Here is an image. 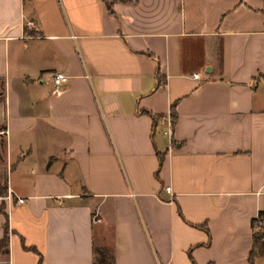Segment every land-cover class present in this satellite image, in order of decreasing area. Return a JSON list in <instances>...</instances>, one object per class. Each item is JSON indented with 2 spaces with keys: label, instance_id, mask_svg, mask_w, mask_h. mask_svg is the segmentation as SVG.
I'll return each instance as SVG.
<instances>
[{
  "label": "crops",
  "instance_id": "0c3cea01",
  "mask_svg": "<svg viewBox=\"0 0 264 264\" xmlns=\"http://www.w3.org/2000/svg\"><path fill=\"white\" fill-rule=\"evenodd\" d=\"M114 1L0 0V264H264V0Z\"/></svg>",
  "mask_w": 264,
  "mask_h": 264
},
{
  "label": "trees",
  "instance_id": "16d2710c",
  "mask_svg": "<svg viewBox=\"0 0 264 264\" xmlns=\"http://www.w3.org/2000/svg\"><path fill=\"white\" fill-rule=\"evenodd\" d=\"M103 1L109 12L113 14L112 11V5L114 4V0H101ZM25 34H31L30 32H27L24 30ZM255 81H262L264 83V77L259 76L255 78ZM170 124L171 127L174 126L176 115L174 108H172V111L170 113ZM160 119L153 117L154 124H156ZM5 181L0 179V197H2L5 194ZM258 220V221H257ZM260 222V228L255 229V223ZM252 227L255 230L253 234V250L251 252V256L255 254H259L264 257V212L260 213L255 220H253ZM7 248V230L6 227H4V234L3 237L0 239V252L6 251ZM40 264V262L38 263ZM93 264H113V257L110 254V252L107 251H100L95 253V261Z\"/></svg>",
  "mask_w": 264,
  "mask_h": 264
},
{
  "label": "built area",
  "instance_id": "2783aa9c",
  "mask_svg": "<svg viewBox=\"0 0 264 264\" xmlns=\"http://www.w3.org/2000/svg\"><path fill=\"white\" fill-rule=\"evenodd\" d=\"M29 26H31L32 24H28ZM194 78H198V75H193ZM50 84L52 86V93H57L59 91H61L67 84L68 82V78L63 74V73H53L50 76ZM169 126L171 127L170 124V119H169ZM166 193L170 194L171 190L169 187L165 188ZM24 201L22 199H17L16 203L17 204H22ZM93 223H99L100 220L97 218L96 215L93 216ZM258 221V220H257ZM260 222L255 223V229H259L260 228Z\"/></svg>",
  "mask_w": 264,
  "mask_h": 264
},
{
  "label": "rangeland",
  "instance_id": "374dc122",
  "mask_svg": "<svg viewBox=\"0 0 264 264\" xmlns=\"http://www.w3.org/2000/svg\"><path fill=\"white\" fill-rule=\"evenodd\" d=\"M1 142H2V140L0 138V145H1ZM0 163H1V155H0ZM0 167H1V164H0Z\"/></svg>",
  "mask_w": 264,
  "mask_h": 264
}]
</instances>
